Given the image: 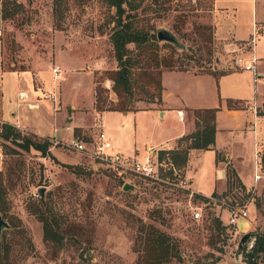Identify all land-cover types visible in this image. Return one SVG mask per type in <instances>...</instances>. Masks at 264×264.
<instances>
[{"label":"rangeland","instance_id":"1","mask_svg":"<svg viewBox=\"0 0 264 264\" xmlns=\"http://www.w3.org/2000/svg\"><path fill=\"white\" fill-rule=\"evenodd\" d=\"M16 1L21 6L15 13L0 18V63L4 70L30 73L18 76L0 73L2 112L9 120L0 117V125L9 123L25 137L34 134L16 127L12 123L14 117L5 108L17 109L22 124L53 137L34 134L50 143L44 155L32 148L22 150L0 137V178L4 187L0 215L8 224L0 232V245L9 249L3 264H135L138 229L147 223L165 233L175 247V256L163 264H247L237 244L245 232H264V212H256L249 205L246 218L227 225V210L219 203L203 202L173 187L155 188L146 179L121 173L65 147L64 143L75 139L88 146L102 129L112 152L138 159L148 148H160L163 142L168 145L170 137L180 128L174 111L154 118L144 111L120 114L94 110L96 86L116 101L111 81L106 78V72L116 66L108 38L114 8L104 0H86L80 6L72 0H62L55 11L54 0ZM134 3L139 5L131 12L136 27L168 29L183 45L177 48L168 42H158L156 53L171 60V70L225 72L216 77L163 73L161 82L164 93L169 95L168 104L178 105L181 101L185 106H194L199 104L198 99H203L211 107H218L229 96L226 94L241 85H247L245 94L249 102L255 94L258 99L264 98V76L258 74L262 80L253 81L250 72L223 64L226 58L214 46L207 4H195L192 0H134ZM52 68H57V76L51 72ZM39 83L41 87L34 91L32 84L35 88ZM178 88L180 99L173 95ZM19 89H27L29 98H18ZM48 95L53 99L44 97ZM34 96L38 108L23 104ZM137 96L147 98L135 90L133 97ZM17 99H23L19 100V107ZM133 104L138 109L151 105L143 101ZM191 117V111H186L183 120ZM73 126L80 127L72 129ZM235 132L234 139L223 136L222 142L228 149L236 146L240 149L232 161L243 168L252 185L251 134ZM187 164L185 177L198 193L207 195L224 187L223 180L216 179L212 150L190 152ZM119 180L133 185V189L123 191ZM40 187L44 188L42 195L38 192ZM250 194L256 195L252 191ZM215 197L234 204L245 198L237 184L227 182ZM38 199L54 215L62 236L59 247L42 239L41 223L31 211ZM194 207H200L199 218L192 216ZM247 225L249 230L237 232ZM257 264L264 261L259 259Z\"/></svg>","mask_w":264,"mask_h":264},{"label":"trees","instance_id":"2","mask_svg":"<svg viewBox=\"0 0 264 264\" xmlns=\"http://www.w3.org/2000/svg\"><path fill=\"white\" fill-rule=\"evenodd\" d=\"M62 0H54V11L57 4ZM86 0H72L76 6L82 5ZM110 7L114 8L111 19L108 38L112 48L113 58L116 66L106 72V78L111 81V91L116 96V101H112L104 93L100 86L94 89L93 107L97 112L118 111L127 112L139 110L133 102L143 101L158 105L161 102L162 85L160 82L161 71L172 69V62L166 57L157 55L158 40L155 36V28L145 29L136 27L132 20L134 11L139 5L134 0H104ZM21 4L16 0H0V18H8L15 13L16 8ZM128 45H132L129 48ZM212 74L214 77L219 73L202 72ZM140 91L147 98L133 97ZM229 102V101H227ZM141 109V108H140ZM217 108H196L191 111L194 129L185 135H182L177 146L171 149H161L158 151L159 160L164 159L169 166L174 167L178 176L182 175V168L186 162V156L189 149H211L214 143V119ZM0 137L18 146L22 150L30 148L37 150L41 155L46 154L48 145L47 140L37 139L34 134L30 137L20 135L9 123L0 125ZM215 160H220V154L215 151ZM70 167V165H63ZM170 179L177 178L170 171L167 172ZM120 185L123 184L119 180ZM226 182L228 184H237L243 191L244 200L251 195L250 191H245L240 185L234 171L228 165L226 166ZM152 186L165 187L164 185L154 184ZM173 189L171 187H167ZM175 189V188H174ZM4 187L0 178V201L2 200ZM211 196H215L214 193ZM195 198L209 203L208 199L194 195ZM253 197V207L256 212H264V192ZM243 200V201H244ZM242 201V202H243ZM241 204V203H240ZM0 211H3L0 207ZM41 223L42 239L45 242L59 247L62 242V236L56 223L54 215L45 202L38 199L37 205L31 209ZM217 224L220 221L215 219ZM137 244L138 256L135 264H163L171 257L175 256V247L170 242V238L153 224L147 223L141 225L138 229ZM9 249L7 245H0V264L7 261ZM243 260L247 264H257V260L264 261V232L255 233V238L248 250L242 251Z\"/></svg>","mask_w":264,"mask_h":264},{"label":"crops","instance_id":"3","mask_svg":"<svg viewBox=\"0 0 264 264\" xmlns=\"http://www.w3.org/2000/svg\"><path fill=\"white\" fill-rule=\"evenodd\" d=\"M193 3L201 2L203 4H207L209 7L208 10V21L210 23L212 29V37L214 40V46L217 47L219 53H221L226 59L223 61L224 63H228V68L231 63L232 55H238L242 57H249L252 53L258 58L257 70L260 75L264 76V0H192ZM254 31L257 33V39L253 44H250L251 34ZM249 37L247 40L246 38ZM230 49H235V52H229ZM217 64V63H216ZM220 68V65L217 64V69ZM175 71L178 73H189L194 76H201L209 73H194L188 71H177V70H163L160 74V82L162 78V74L165 72ZM221 71V70H220ZM11 73L13 75H22L26 74L29 71H16L11 69H2L0 63V73ZM248 72V71H247ZM222 74L225 72H221ZM212 75V74H210ZM213 76V75H212ZM252 76V75H251ZM259 79L262 80V77ZM214 77V76H213ZM253 80V78L251 79ZM32 83V82H31ZM162 85V82H161ZM41 87V83L33 90H37V88ZM2 87L0 86V98L2 97ZM177 93H173L174 97L179 98V94L181 93V89L178 88ZM247 85H241L240 87L235 88L232 92H229L226 95L225 99H222V103L219 104L215 113L214 119V143L211 149L214 152V164L216 167V179H222L224 182V187L226 185V166L228 165L233 169L236 179L240 183V185L244 188V190L252 191L256 195L261 192H264V106L262 101L264 98L261 97L258 99L257 94L253 95L252 102H249V98H247ZM24 93L26 98H29V91L27 89H19L17 90V94ZM168 93H164V87L162 85L161 90V102L158 105L151 104L149 107H144L135 111H144L150 114H153L154 118L165 117L168 111H174L176 122L180 123V128L178 131L173 134L170 138L171 141L168 145L164 146L166 142H163L160 148L171 149L177 146L178 139L185 134L190 133L194 129L193 119L187 118V120H183L186 111H192L196 108H210L211 105L203 102V99H198L199 104H195L194 106H185L180 103L178 105L168 104ZM167 95V96H166ZM19 98V96H18ZM25 99L26 101L23 103L28 108H38L39 102L38 99ZM46 98V97H45ZM53 99V97L51 98ZM2 100L0 99V117L2 119L8 120L4 118L2 112ZM23 100V99H17ZM229 101V102H227ZM21 103L16 102V106H20ZM73 109V106H70ZM6 111L14 117L13 124H16L20 129L34 133L38 136H49L53 137L49 134H43L40 131L29 128L28 126L22 124V117L19 110L11 108H5ZM180 112L182 115V120L177 118V112ZM104 112V111H101ZM118 112V111H116ZM134 112V111H127ZM120 114H124L125 112H118ZM9 121V120H8ZM80 126H73V128H78ZM72 131V130H71ZM235 131H243L249 132L251 134L253 153H252V174L255 172L260 175V177L254 181L253 184L250 185L248 180H246V175L244 174L243 168L237 166L233 163L232 158L235 152L240 149L236 147H232L228 149V146L223 144L222 137L228 136L230 139L235 138ZM235 135V136H234ZM192 151L204 152L203 149H189L186 156V162L182 168V175L187 181V185L194 191V193L201 196H211L212 193H220L224 189V187L219 191H211L207 195H202L195 191L191 187V180L185 177L187 172V159L188 155ZM215 151L220 154V160H215ZM250 229V225L238 230L237 232H244Z\"/></svg>","mask_w":264,"mask_h":264},{"label":"built area","instance_id":"4","mask_svg":"<svg viewBox=\"0 0 264 264\" xmlns=\"http://www.w3.org/2000/svg\"><path fill=\"white\" fill-rule=\"evenodd\" d=\"M254 42V31L251 34L250 44ZM235 49H230L229 52H235ZM258 58L252 53L249 57H242L238 55H232L230 69H239L243 71H248L253 76V81L260 77L257 70ZM51 72L53 75L57 76V68H52ZM19 98H23L21 93H19ZM51 99V96H44ZM264 106V101H262ZM177 118L182 120V115L178 111ZM17 127V125H15ZM65 147L68 149L75 150L79 153H83L92 157L95 161L104 163L121 173H128L133 176H138L140 178L146 179L152 184L164 185L166 187H173L182 191L192 197L196 195L192 189L187 185V181L183 176H178V173L174 167L169 166L164 159L159 160L158 151L165 148H148L145 153L138 159L131 158L129 156H123L122 154L112 152L110 149V143L106 140L104 132L100 129L92 138L89 145L87 146L84 142L77 139L71 140L68 143H64ZM170 171L171 174L177 178L176 180L170 179L167 176V172ZM254 180H257L260 175L255 173L253 175ZM198 195V194H197ZM201 196V195H198ZM204 197V196H202ZM211 203H219L227 210V225L235 224L238 218H246L248 216V206H253V197L249 195L241 204L229 203L226 200L219 199L218 197L205 196ZM195 211L192 213L193 218L200 217V207H194Z\"/></svg>","mask_w":264,"mask_h":264},{"label":"water","instance_id":"5","mask_svg":"<svg viewBox=\"0 0 264 264\" xmlns=\"http://www.w3.org/2000/svg\"><path fill=\"white\" fill-rule=\"evenodd\" d=\"M155 36H156V39L158 41L168 42L177 48H183V45L180 42H178V40L176 39L174 34L171 31H169L168 29L157 28L155 30ZM43 189H44L43 187H40L38 189V192L40 193V195H42ZM121 189L123 191H126L127 189L132 190L133 185L125 182L122 184ZM7 227H8V224L6 223V221H4V219L0 215V232L2 229L7 228ZM254 238H255V232L254 231H248V232L243 233L239 239V242L237 244V248L240 251H244V250L250 248V246L252 245V243L254 241Z\"/></svg>","mask_w":264,"mask_h":264},{"label":"bare ground","instance_id":"6","mask_svg":"<svg viewBox=\"0 0 264 264\" xmlns=\"http://www.w3.org/2000/svg\"><path fill=\"white\" fill-rule=\"evenodd\" d=\"M21 96H25V94H21Z\"/></svg>","mask_w":264,"mask_h":264}]
</instances>
